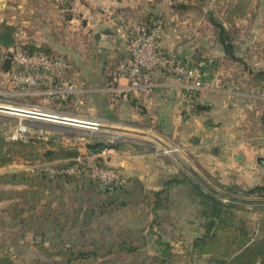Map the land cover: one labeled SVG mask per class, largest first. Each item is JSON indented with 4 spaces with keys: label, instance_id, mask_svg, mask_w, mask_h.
Masks as SVG:
<instances>
[{
    "label": "rangeland",
    "instance_id": "1",
    "mask_svg": "<svg viewBox=\"0 0 264 264\" xmlns=\"http://www.w3.org/2000/svg\"><path fill=\"white\" fill-rule=\"evenodd\" d=\"M142 1L146 2V0ZM154 2L158 8L157 13H162L165 17L164 31L171 27L178 33L179 40L187 42L193 39L192 35L195 32L210 34L209 29V31L201 29V25L209 21L210 14L226 23L224 21L226 13L240 0H154ZM248 2L251 14L254 15L253 22L264 32V0H248ZM87 3L88 0L76 1L74 14L77 18L75 20L77 28L87 22L81 17V11ZM180 5L183 6L180 7ZM170 9L174 14L173 17L168 16ZM122 54L124 58L127 57L123 50ZM121 60L122 58H119L118 61ZM107 65L111 67L112 63L109 62ZM257 67L264 66L255 65V68ZM8 87V80L0 78V105H12L9 107L26 110L33 109L26 106L29 102L32 106L39 105L35 104L36 101H30L29 98L24 100L23 97H8L4 93ZM41 101L39 100L38 103ZM90 105L94 106L92 103L81 104L78 100H74L67 112L82 116L77 118L83 119L91 112ZM37 110L47 112L42 109ZM136 110L140 114L144 112L141 106ZM131 112V109L121 113L122 115L113 112L110 117L131 116ZM191 116L184 114L183 121L179 124L183 130L189 128L186 123L190 122ZM19 121L20 116L0 111V134L10 139ZM198 123H201L200 119ZM41 128L32 130L34 137L42 139L40 149L55 147L49 140L63 142L65 145H76L81 152L80 163L89 167L96 165L98 155L95 152L100 148L97 147L94 150L88 146L98 142L110 145L120 141L123 145L126 143L123 147H129L127 144L129 141L141 142L143 145L137 144L136 149L129 147L131 152L135 150L140 154H152L154 161L151 168L140 172L139 175H124L126 178H131V183L126 188H118L114 192L103 191L88 178L78 177L80 173L71 174L77 177L75 181L58 185L55 179L48 176V173L51 175V170L54 169L50 164H33V161L25 162L20 159L18 162L0 166V255H9L18 264H189L190 258L186 253L187 243L189 245L192 243L195 233L183 239V243H179L184 246V252L176 253L177 256L169 262L168 249H165L166 245L163 243L168 244V233L175 225H179L180 229H186L185 231L196 229L201 231V226L204 228L207 217L213 210L212 202L202 193L215 195L224 203L233 204L221 207L223 211L221 214L223 217H229L238 228H241L244 223L248 232L247 237L251 241L264 234V203H246L222 197L208 188L177 155L171 152L176 150L190 166L221 193L246 199H264V197L248 195V190L252 186L245 180V166H238L236 169L230 168L228 164L217 168L211 166L215 152L220 148L219 146L216 148L213 142H210L208 146H201L200 142L193 143L192 137L187 136L186 144H180L177 141H171L169 134L170 141L160 137L172 149L167 150L156 141L145 137L138 139L129 136L130 138H127L119 133L84 127L63 131L46 124ZM158 130L162 131L161 127H158ZM144 131L156 135L148 130ZM156 136L159 137V135ZM204 152L207 158H202ZM202 159L206 161L203 162ZM115 167L120 170V166ZM42 170L46 171L47 175H44ZM23 171L25 174H22ZM89 178H91L90 175ZM88 199L92 201L89 205ZM26 200L29 201V205L24 209H31L34 205L50 206L52 204L51 208L54 212L51 213L49 222H42V224L40 222L42 220H39L33 228L23 226L21 221L24 215L18 216L17 213L22 207V202ZM55 210L57 213L69 211L71 216L68 218V225L57 222L58 218L54 216ZM124 211L125 215L142 217V221L131 228L120 226L119 221ZM41 224L44 225L42 229ZM146 229L152 231L154 236L149 238L143 235L138 236L139 234L136 233L137 231L143 233ZM127 237H131L137 245L144 248L148 246L147 250L141 248L136 254L117 253ZM130 243L132 241L127 242V244ZM65 248L73 249L75 254L79 252V249L91 251V253L79 254L78 258L69 260L60 253ZM175 248L183 250L182 246H175ZM198 263L201 262L197 261Z\"/></svg>",
    "mask_w": 264,
    "mask_h": 264
},
{
    "label": "crops",
    "instance_id": "2",
    "mask_svg": "<svg viewBox=\"0 0 264 264\" xmlns=\"http://www.w3.org/2000/svg\"><path fill=\"white\" fill-rule=\"evenodd\" d=\"M70 1L71 5L64 7L62 6L64 0H0V22L7 20L17 26L15 35L17 44L31 42L36 46H45L66 54L72 59L75 76L85 82L86 93L82 100L84 103L94 105L93 107L90 105L91 112L84 120L140 131L148 130L162 139L167 141L171 139L180 144H186L187 136L192 137L193 143L200 142L201 146H208L213 142L216 148L218 146L220 148L215 152L212 167L217 168L228 164L230 168L236 169L238 166H245V180L250 182V186L264 181V123L261 119L264 90L251 88L253 82L250 73L243 69V65L238 61L227 59L222 44L215 37L200 31L195 32L192 35L193 39L186 42L179 40L178 33L171 27L165 30L161 37L163 48L179 53L188 61L192 58L204 64L206 70L207 85L199 97L202 109L191 116L190 122L186 123L189 128L183 130L179 126L184 117L183 101L171 77L159 74L160 81L167 85L164 88H157L148 98L138 92L113 94L109 91L110 84L114 83L113 76L120 62L118 60L124 58L121 52L125 51L114 32L112 17L114 14H122L132 21H140L146 13L157 12L158 8L154 0H146V2L142 0H88L81 11V17L87 22L78 28L74 14L77 0ZM168 13H170L168 16L173 17L171 9ZM253 19L254 15L250 11L245 18L236 20L237 55L243 57L249 65L264 66V32L253 22ZM202 28L209 29L206 23L201 25ZM106 31H111L116 35L117 50L100 46V37ZM77 33L80 38H77ZM0 50L2 53L9 51L1 46ZM106 62H111L112 67H108ZM119 84L125 86L128 80L122 77L119 79ZM173 88L176 90L174 98L170 97ZM139 106L144 109L142 114L136 110ZM127 107L132 111L131 116L110 117L113 112L118 115L126 113ZM199 119L201 123H198ZM44 122L49 121L40 120L38 123ZM76 127L80 126L72 128ZM158 127H161L162 131H159ZM169 134L171 137L168 139ZM194 139H198L197 142ZM127 144L131 149H136L137 144L143 145L141 142L132 141ZM129 147L114 149L108 155L107 163L114 167L120 166L121 172L126 176L139 175L140 172H145L153 166L152 154H140L135 150L131 152ZM202 158H207L205 152ZM202 160L206 161V159ZM91 202L88 199L87 204ZM140 221L142 217L128 216L124 211L119 225L131 228L137 226ZM200 229L201 231L198 229L185 231L186 229H180L179 225H175L168 233L172 252L175 254L184 252V246L179 243H183V239L194 233L195 240L204 232L202 226ZM136 233L139 234L138 236L143 235L149 238L154 236L153 232L148 229L143 233L140 231ZM192 243L190 245L187 243L186 253L191 251ZM175 246H182L183 250H177ZM147 248L148 246H145L144 250ZM150 251L153 252V250ZM204 258L206 256L195 257L193 261H189V264H197V261L202 262Z\"/></svg>",
    "mask_w": 264,
    "mask_h": 264
},
{
    "label": "trees",
    "instance_id": "3",
    "mask_svg": "<svg viewBox=\"0 0 264 264\" xmlns=\"http://www.w3.org/2000/svg\"><path fill=\"white\" fill-rule=\"evenodd\" d=\"M70 0H64L62 6L69 7L71 5ZM248 0H240L237 2L234 7L229 9L226 13V18L223 22L220 18L215 17L210 14L209 21H206L207 27L211 31L209 35L215 37V39L222 44L224 51L226 53V57L229 60L238 61L243 65V69L248 71L251 75V81L253 84L251 88H261L264 90V67H257L255 65H249L248 62L244 61L243 57L237 55V45L235 43V36L237 33L236 20L245 18L250 13L251 9L249 8ZM183 5H180L182 7ZM164 19L162 13L157 12H148L141 19L144 22H152L155 19ZM166 22V21H165ZM16 31L17 26L9 23L7 20H3L0 22V46L6 50L11 48H15L18 46H22L25 50L29 52H45L48 54H61L67 57L70 64L72 65V70L74 72V62L72 59L61 52H57L55 50H51L45 46H36L34 43L28 42L23 44H17L16 42ZM4 53L0 50V78L7 79V74L10 69L5 68V59ZM191 63H199L191 58ZM212 64V63H211ZM258 66V65H257ZM112 67V66H111ZM205 70V68H204ZM206 72V70H205ZM114 77V76H113ZM77 82L84 83L85 82L80 78L75 76ZM11 84L9 83V87ZM24 100L29 98L30 101H36L35 104H38V101L41 100L40 97H23ZM77 100V98H70L67 101H58L53 107L59 110H63L67 112V109L71 107V103ZM29 104H31L29 102ZM262 104V123H264V101ZM202 109V106H198V110ZM53 125L56 130L58 129L57 124L51 122H44L42 125ZM32 126L28 136L26 139H18V138H6L4 135L0 134V166H4L7 164H12L18 162L20 159H23L25 162L33 161V164H50L53 168L63 169L69 168L74 165H80L82 171L78 174V177H86L88 180L93 181L97 187L102 189L105 192H114L118 188H126L128 184L131 183V178H128V183L126 185H113L106 186L102 185L98 181L89 178V170L91 167L81 164L77 159L81 156V152L76 145H65L63 142H56L53 140H49L50 143L55 145V147H50L46 149H40V142L42 139L38 137H34L32 130L40 129L42 127ZM42 129V128H41ZM32 134V135H31ZM65 143V142H64ZM89 148L96 149L100 148L99 151L95 153L98 155L103 150L108 148H113L116 150H120L123 147V143L120 141L113 144H106L102 142H98L95 145L89 144ZM107 161L104 157L97 156L96 165H107ZM109 165V164H108ZM44 166V165H42ZM44 175H47L46 171L42 170ZM22 174H25L23 171ZM50 178L55 179V182L59 185H66L69 182L75 181V175H71L68 173H60L56 175H50ZM77 178V177H76ZM203 196L208 197L212 202V210L213 212L207 217V220L204 224V233L199 237H196L192 243L191 251L188 253L190 260H194V258H203L204 256L208 257L207 259H203L200 264H204V262H208V264H264V234L253 241H251L247 237V228L244 223H242V227L238 228L229 217L222 216L221 207L230 206L233 204L224 203V201L218 198L215 195H209L202 193ZM248 195L264 197V181L253 185L248 190ZM29 205V201H23L22 207L17 213L18 216H23L22 224L23 226H31L34 227V224L39 220L41 223L49 222V218L51 213L54 212L52 209V204L49 205H37L32 206L31 209H24ZM67 205V203H66ZM24 206V207H23ZM40 207L39 209H36ZM47 207V208H46ZM35 209V211H33ZM56 211V210H55ZM57 216V222H63L68 225V218H70L71 214L68 212H55ZM66 216L65 218H63ZM63 221H62V220ZM44 223V225H45ZM43 224V223H42ZM41 224V225H42ZM42 225L40 228H44ZM36 227V226H35ZM25 228V227H23ZM24 236V235H23ZM27 237V236H26ZM127 244V242H131ZM165 249H168V262L177 256V254L172 252V246L168 242ZM143 246L137 245L133 242L131 237H127L124 241V244L117 251V253H128V254H136L138 253ZM164 249V250H165ZM79 252L75 254V251L72 249L65 248L60 251V253L69 260H73L78 258L79 254L89 255L91 251H83L82 249L78 250ZM94 252V251H92ZM165 254V253H164ZM0 264H18L11 256L9 255H0Z\"/></svg>",
    "mask_w": 264,
    "mask_h": 264
},
{
    "label": "built area",
    "instance_id": "4",
    "mask_svg": "<svg viewBox=\"0 0 264 264\" xmlns=\"http://www.w3.org/2000/svg\"><path fill=\"white\" fill-rule=\"evenodd\" d=\"M114 32L120 39L127 57L119 62L114 83L110 84L109 91L113 94L138 92L148 98L157 88H164L167 84L161 82L159 74L172 78L180 91L183 101V114L194 115L200 105V93L207 85L204 64L191 63L179 53L168 51L161 45V37L164 33L166 22L164 19H155L151 23L132 21L122 14H114L112 17ZM13 53L12 64L7 74L11 84L4 93L10 98L16 97H40L41 103L32 110L42 109L44 112L56 117L79 119L70 112L59 110L53 106L58 101H67L70 98L82 100L86 88L84 83H79L75 78L67 57L61 54H48L45 52H29L22 46L9 50ZM4 52V59H6ZM126 78L128 84L121 86L120 78ZM118 82V84H115ZM34 105V104H33ZM12 106V105H8ZM71 115V116H69ZM86 118V117H84ZM80 119V120H84ZM57 125H65L64 122L45 120ZM42 124L38 123L36 127ZM32 125L26 118L20 116V121L11 138L26 139ZM113 148L103 150L98 155L108 157ZM81 162V159H77ZM80 165L69 168L51 170V175L68 173H81ZM89 175L102 185H126L128 178L116 167L111 165L91 166Z\"/></svg>",
    "mask_w": 264,
    "mask_h": 264
},
{
    "label": "water",
    "instance_id": "5",
    "mask_svg": "<svg viewBox=\"0 0 264 264\" xmlns=\"http://www.w3.org/2000/svg\"><path fill=\"white\" fill-rule=\"evenodd\" d=\"M99 44L101 47L110 49V50H117L118 45H117V37L115 34H113L111 31H106L103 33L100 37ZM12 57L13 53L11 51H8L6 53V59H5V68L10 69L11 64H12ZM176 90L173 88L170 93V97L174 98L175 97ZM19 108H13L5 105H0V111H5L10 114H14L17 116H23L28 120L30 125L35 126L40 122V120H52V121H58V122H64L65 125H58V129L63 130V131H70L73 126H79L80 127H85V128H90V129H95V130H102V131H107L110 133H119L121 135L125 136H132L136 138H149L157 143L161 144L163 147H166V149H171V147L165 143L160 137L145 132V131H140L136 129H129L125 127H120V126H115V125H109V124H102L100 122H95V121H87V120H80V119H74V118H65V117H56L44 112H40L37 110H26V109H19ZM40 119V120H39ZM198 139H194L195 142H197ZM179 159L185 163V165L211 190H213L215 193L221 195L222 197L235 200V201H242L246 203H264V199H246V198H241L233 195H226L212 187L192 166H190L184 159L183 157L177 153L176 150L172 151Z\"/></svg>",
    "mask_w": 264,
    "mask_h": 264
},
{
    "label": "bare ground",
    "instance_id": "6",
    "mask_svg": "<svg viewBox=\"0 0 264 264\" xmlns=\"http://www.w3.org/2000/svg\"><path fill=\"white\" fill-rule=\"evenodd\" d=\"M80 126V125H79ZM161 145V144H160ZM162 146V145H161ZM163 147V146H162ZM166 148V147H165ZM167 150H172V149H167ZM172 152V151H171Z\"/></svg>",
    "mask_w": 264,
    "mask_h": 264
}]
</instances>
